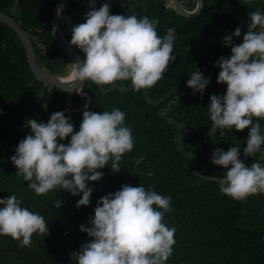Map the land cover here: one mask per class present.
Listing matches in <instances>:
<instances>
[{
	"label": "trees",
	"instance_id": "1",
	"mask_svg": "<svg viewBox=\"0 0 264 264\" xmlns=\"http://www.w3.org/2000/svg\"><path fill=\"white\" fill-rule=\"evenodd\" d=\"M57 1L0 0V12L14 17L29 34L38 65L61 75L72 62L52 31ZM179 1L185 9L196 5V0ZM255 1L203 0L198 15L183 16L171 3L153 0L144 16L159 20L158 34L163 36L168 28H175L173 54L177 59L164 78L140 91L133 85L129 87L131 81H117L126 90L114 86L106 92L100 88L109 85L85 80L79 93L74 91L69 96V110L84 108L88 96L85 110L119 108L126 113L125 124L132 128L134 137V148L122 157L120 172H112L110 165L98 169L104 176L98 182H88L94 191L90 204L80 208L76 203L82 194L73 196L54 189L37 196L22 176L16 175L11 157L19 141L31 132L30 127H24L27 119L47 123L53 112L64 111L74 131H78L85 110L67 111L68 89L39 81L29 67L21 40L0 21V198L15 194L22 206L45 217L49 229L47 236L33 235L32 247H21L10 236H0V264H76L70 252H78L90 240L80 231V225L90 226L89 217L94 216L97 201L123 184L151 186L158 194L171 196L173 211L165 215L164 221L176 228V244L167 264H264V194L251 196L246 202L234 201L221 194L218 183L209 177L224 175L221 166L211 163L214 149L226 152L240 145L244 159L249 129L210 133L212 122L207 107L212 94L222 95L227 89V85L217 83L220 69L214 66L221 56L231 55V47L223 46L222 38L240 27L242 35L233 37V44L242 43L249 12H264V4L256 6ZM85 14L82 0H71L64 12V31L72 35L71 28L83 23ZM196 69L211 78L202 98L187 87ZM146 97L158 104L149 103ZM258 122L264 128V120ZM259 156L264 157V146L245 163H264ZM57 199L62 202L60 208L53 205Z\"/></svg>",
	"mask_w": 264,
	"mask_h": 264
},
{
	"label": "clouds",
	"instance_id": "2",
	"mask_svg": "<svg viewBox=\"0 0 264 264\" xmlns=\"http://www.w3.org/2000/svg\"><path fill=\"white\" fill-rule=\"evenodd\" d=\"M62 10L63 5L58 6L57 16ZM83 19L71 28L70 45L78 48L84 59L71 63L68 85L85 80L98 86L131 81L136 91L149 89L164 78L177 59L173 54L175 28H168L161 36L159 20L113 15L108 3L96 9L94 0ZM241 35L237 27L222 38L223 46L231 47V55L221 56L214 66L220 69L217 83L227 85V89L225 94H212L207 109L210 133L249 129L244 159L240 145L226 152L214 149L211 163L221 166L224 175L209 177L218 183L221 194L246 202L251 196L264 194V163H245L264 146V128L258 122L264 120V12H249L242 43L233 44V37ZM189 77L187 87L202 98L211 78L198 69ZM125 120L126 113L116 107L83 111L78 131L64 111L53 112L47 123L27 119L24 127H30L31 132L19 141L11 157L16 175L22 176L37 196L62 189L73 196L82 194L77 208L88 206L94 191L88 182H98L104 176L98 169L110 165L112 172L119 173L122 157L134 148L133 130ZM69 137L68 143L61 142ZM61 204L57 199L53 205L60 208ZM171 204V196L158 194L151 186L123 184L97 201L90 226L80 225L90 240L70 256L76 264H167L176 244V228L164 221L173 211ZM0 205V236H10L21 247H32L34 234H49L45 217L22 206L15 194L0 198Z\"/></svg>",
	"mask_w": 264,
	"mask_h": 264
},
{
	"label": "water",
	"instance_id": "3",
	"mask_svg": "<svg viewBox=\"0 0 264 264\" xmlns=\"http://www.w3.org/2000/svg\"><path fill=\"white\" fill-rule=\"evenodd\" d=\"M165 1L171 3L175 7V10L183 16L198 15L200 13L202 7H203V0H196V5L192 9H185L179 0H165ZM246 1H250V0H246ZM68 2H69V0H58L57 1L56 5L53 9L51 23H52V29L54 30L55 39L57 40L58 44L67 52V54L71 58V62L74 63V62H78V58L81 61L83 59L80 56V54L76 51V49L73 46H71L70 43L67 41V39L65 38V36L62 32V28H61V17H62L63 11L66 8ZM106 3H108L110 5V8H111V0H106ZM92 4H93V0H86L85 1V7H86L87 12H89L91 10ZM60 5H63V10H62L61 15L57 16V8ZM15 7L16 6H13V8H15ZM0 21L5 23L6 25H8L17 34V36L21 40V42L25 48L28 64H29V67H30L33 75L42 83H46L49 85H56V86H60V87H63L65 89H68V92H67L66 97H65V99H66L65 107H66L67 111L74 112V111L85 110V107L84 108H72L70 110L68 109V107H69V103H68L69 96L74 91L79 93V89H80V86L82 84V83L79 84V82H76L72 85L66 84V83H68V76L70 74L72 65H71V68L65 74H61V75L51 74V73L43 70L37 63L34 48H33V45L31 43L30 38L27 36L25 31L19 26V24L11 16H9L8 14L3 13V12H0ZM114 86H116L120 91L126 90V89H122L118 84L109 86L107 89H102V88H100V89L102 92H106V91H109ZM131 86H132V83H130L129 87H131ZM89 99H90V97L88 96L87 103H86L87 106L89 104ZM146 100L151 104H158L157 101L156 102L149 101V99L147 97H146ZM158 113H160V110H158Z\"/></svg>",
	"mask_w": 264,
	"mask_h": 264
},
{
	"label": "flooded vegetation",
	"instance_id": "4",
	"mask_svg": "<svg viewBox=\"0 0 264 264\" xmlns=\"http://www.w3.org/2000/svg\"><path fill=\"white\" fill-rule=\"evenodd\" d=\"M70 1L71 0H69V2ZM85 1L86 0H82V3H83V7H84V9H85V11L87 13V10H86V7H85ZM151 2H153V0H111L110 14L113 11L112 14L115 13V14H121V15H127L128 14V15L144 16V14H145L146 10L148 9L149 4ZM104 3H106V0H94V7L96 9H99ZM92 7H93V4L91 5V9H92ZM65 10H66V8L64 9L63 14H62V17H61V28H62V32H63L65 38L70 43L71 35L68 34L67 32H65L64 29H63L64 20H65V17H66L64 15ZM115 14H113V15H115ZM9 16H11V15H9ZM12 18L14 19V17H12ZM25 33L29 37V34L26 31H25ZM30 40H31V38H30ZM31 43H32V40H31ZM73 47L80 54V56L82 57V59H84V54L78 48H76L75 46H73Z\"/></svg>",
	"mask_w": 264,
	"mask_h": 264
},
{
	"label": "rangeland",
	"instance_id": "5",
	"mask_svg": "<svg viewBox=\"0 0 264 264\" xmlns=\"http://www.w3.org/2000/svg\"><path fill=\"white\" fill-rule=\"evenodd\" d=\"M263 4H264V0H256L255 1L256 6H263Z\"/></svg>",
	"mask_w": 264,
	"mask_h": 264
}]
</instances>
